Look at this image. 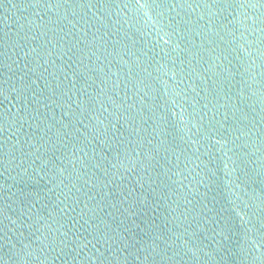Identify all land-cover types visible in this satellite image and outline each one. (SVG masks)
Masks as SVG:
<instances>
[{"label": "water", "instance_id": "water-1", "mask_svg": "<svg viewBox=\"0 0 264 264\" xmlns=\"http://www.w3.org/2000/svg\"><path fill=\"white\" fill-rule=\"evenodd\" d=\"M0 264H264V0H0Z\"/></svg>", "mask_w": 264, "mask_h": 264}]
</instances>
